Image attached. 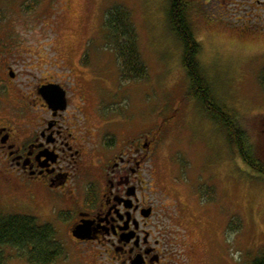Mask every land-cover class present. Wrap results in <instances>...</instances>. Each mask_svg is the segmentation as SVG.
<instances>
[{"label": "rangeland", "instance_id": "1", "mask_svg": "<svg viewBox=\"0 0 264 264\" xmlns=\"http://www.w3.org/2000/svg\"><path fill=\"white\" fill-rule=\"evenodd\" d=\"M168 2L0 0V61L12 67L15 79L9 83L10 75L3 76L0 93L8 99L19 90L29 94L43 79L55 80L85 102L88 119L108 121L122 141L128 135L149 137L148 179L153 199L167 209L165 225L180 262L250 264L264 251V175L243 162L226 129L199 101L186 98L184 48L171 27ZM219 4L224 10L216 13ZM198 5L205 13L192 14L189 21L202 47L198 58L205 78L264 162V0ZM117 8L126 10L137 30L148 71L143 79L124 80L120 72L107 27L109 12ZM39 203L30 205V194L0 162L2 213L55 225L65 246L56 264H105L102 249L78 253L65 226ZM7 264L30 263L14 257Z\"/></svg>", "mask_w": 264, "mask_h": 264}, {"label": "flooded vegetation", "instance_id": "2", "mask_svg": "<svg viewBox=\"0 0 264 264\" xmlns=\"http://www.w3.org/2000/svg\"><path fill=\"white\" fill-rule=\"evenodd\" d=\"M211 1L169 0L168 6L182 7L189 18L205 13L198 3ZM222 9L219 4L213 10ZM8 74V82H14L12 67L0 61V79ZM51 83L58 84L43 79L29 94L19 90L8 99L0 93V162L30 194V205L40 207L42 201L50 208L47 215L60 220L81 255L102 249L105 264H184L165 225L167 209L153 199L149 137L142 141L128 135L122 141L118 131L106 126L108 121L88 119L85 102L73 99L62 84L66 104L47 100L40 89ZM82 226L91 238L75 235ZM59 233L57 229L58 239Z\"/></svg>", "mask_w": 264, "mask_h": 264}, {"label": "trees", "instance_id": "3", "mask_svg": "<svg viewBox=\"0 0 264 264\" xmlns=\"http://www.w3.org/2000/svg\"><path fill=\"white\" fill-rule=\"evenodd\" d=\"M169 17L173 32L184 48L183 66L189 80L186 98L199 101L211 118L226 129L230 141L239 149L243 162L254 172L264 175V162L256 158L247 131L215 99L214 90L205 78L198 58L202 47L188 16L182 7L172 5ZM107 19L122 77L124 80L145 78L148 75L147 65L142 60L137 30L128 19V13L125 9L117 8L109 12ZM260 77L264 85V71ZM15 249L17 254L14 255L12 251ZM64 254L65 246L58 239L55 225L48 222L43 224L36 216L6 215L0 211V264H7L14 257L27 259L30 264H53ZM250 264H264V251L254 257Z\"/></svg>", "mask_w": 264, "mask_h": 264}, {"label": "water", "instance_id": "4", "mask_svg": "<svg viewBox=\"0 0 264 264\" xmlns=\"http://www.w3.org/2000/svg\"><path fill=\"white\" fill-rule=\"evenodd\" d=\"M14 75L12 74V77ZM40 92L43 94L44 97H46L47 100H51L52 98H57L59 101L63 103V105L67 102V96L66 91L62 86H59L58 84L51 83L50 85L43 86L40 89ZM64 108V107H63ZM75 235L82 239H89L90 234L88 229L86 227H79L78 230L75 231Z\"/></svg>", "mask_w": 264, "mask_h": 264}]
</instances>
